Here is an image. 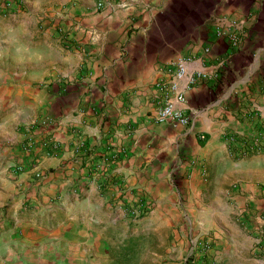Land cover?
I'll use <instances>...</instances> for the list:
<instances>
[{
	"label": "crops",
	"instance_id": "1",
	"mask_svg": "<svg viewBox=\"0 0 264 264\" xmlns=\"http://www.w3.org/2000/svg\"><path fill=\"white\" fill-rule=\"evenodd\" d=\"M178 60L210 76L186 91L188 127L154 122ZM22 103L43 126L0 178V264H114L119 221L170 234L181 197L180 229L207 238L186 264H264V236L230 216H264V151L240 154L264 144V0H0V105Z\"/></svg>",
	"mask_w": 264,
	"mask_h": 264
},
{
	"label": "rangeland",
	"instance_id": "2",
	"mask_svg": "<svg viewBox=\"0 0 264 264\" xmlns=\"http://www.w3.org/2000/svg\"><path fill=\"white\" fill-rule=\"evenodd\" d=\"M26 106L22 104H10L7 106L0 105V149L8 148L6 157L2 160L0 159V178H4V175L7 177L17 180V178L24 173L23 166L28 164L29 153H26V144L36 145L40 143L39 134L37 132L40 126H43L42 122H39V115L33 116L30 120L19 121L15 112L21 107ZM35 131V132H34ZM28 146V145H27ZM32 152V151H31ZM35 163L34 161H29ZM21 167L22 171L18 174L13 173V168ZM32 168V167H31ZM182 186L179 188L180 196L186 195L185 192H182ZM15 190H11L14 192ZM181 197L180 208L178 210V222L176 226L172 227L170 234L166 230H159L155 234H147L146 231H142L139 234H134L131 237H126L130 233V229H126V223L133 220L134 218L129 216H124L121 221H119L114 230L113 237L115 241L114 245V264H186V258H190L191 248L193 247L192 242H196L194 247L195 252H201V249H197L199 245L205 243L207 238H197L196 234L193 232H187L180 229V225L186 222L183 210H186V202L189 201L188 197L184 199ZM196 197H192L190 203H193V206L196 207ZM13 199L8 198L4 209H8L11 205ZM208 200H206L207 202ZM152 202V201H151ZM149 202V203H151ZM227 202L223 198L216 199V203L224 205ZM188 203V202H187ZM233 204L230 202V205ZM26 204L25 212L28 216L29 207ZM192 207L191 209H193ZM242 206L233 205L230 211V216L233 221L237 224L238 211ZM5 216L6 214L3 213ZM0 217V229L5 227H10L11 223L8 225L2 224V218ZM6 217V216H5ZM144 216L143 218H145ZM132 218V219H131ZM130 219V220H129ZM139 220L142 218H138ZM141 221V220H140ZM135 224V222H132ZM131 235V234H130ZM210 245L212 243L209 242ZM215 246V244L213 245ZM167 249H170L172 258H167L168 252ZM195 257V255H193ZM188 264V263H187ZM207 264V263H206Z\"/></svg>",
	"mask_w": 264,
	"mask_h": 264
},
{
	"label": "built area",
	"instance_id": "3",
	"mask_svg": "<svg viewBox=\"0 0 264 264\" xmlns=\"http://www.w3.org/2000/svg\"><path fill=\"white\" fill-rule=\"evenodd\" d=\"M101 6V2L97 4L98 8ZM240 26L241 24H237L234 27L237 30ZM222 33V31H219L218 35H221ZM239 38L238 32H232L230 41L233 45H236L239 43ZM208 50L209 48L206 51ZM170 66L171 67L168 69L170 71L169 79L159 80L155 83V88L158 92V102L154 113V122L156 124L170 125L173 127H188L190 124V116L186 113L185 108L186 91L196 85L199 81L208 80L210 76L196 70L189 71L185 60H178ZM259 130L262 131L263 129L259 127ZM262 138L263 135L253 141H249V143H247L248 141L241 143L242 141L239 137L232 136L230 137V141L234 144L233 146H237L235 144L241 143V146L239 145L241 148V155L258 154L264 151ZM21 171V167L13 168L14 174H18ZM39 176L40 174H36V177ZM237 215L240 222L246 221L251 224L252 233H254L253 236L262 239V236H264V216L262 214H258L257 212L253 214L251 210H248L247 206H242ZM192 245L193 247L191 248L190 254H192L196 242H192Z\"/></svg>",
	"mask_w": 264,
	"mask_h": 264
}]
</instances>
